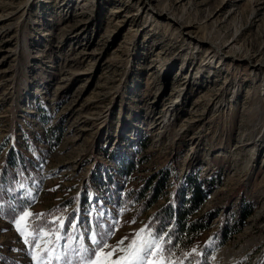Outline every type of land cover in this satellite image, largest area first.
Listing matches in <instances>:
<instances>
[{"label":"rangeland","instance_id":"obj_1","mask_svg":"<svg viewBox=\"0 0 264 264\" xmlns=\"http://www.w3.org/2000/svg\"><path fill=\"white\" fill-rule=\"evenodd\" d=\"M67 1L0 0V264H36L22 210L49 233L35 251L51 240V264H79L102 231L110 247L157 237L149 220L196 177L206 228L190 263L170 259L264 264V70L238 58L264 56V0ZM233 38L237 58L206 60Z\"/></svg>","mask_w":264,"mask_h":264},{"label":"snow or ice","instance_id":"obj_2","mask_svg":"<svg viewBox=\"0 0 264 264\" xmlns=\"http://www.w3.org/2000/svg\"><path fill=\"white\" fill-rule=\"evenodd\" d=\"M31 216V212L22 210L20 216L15 220L17 231L24 237L25 244H33L32 258L36 261V264H41L42 254L48 255V264H51L54 254V248L48 247L51 240L45 241L40 252L35 251V249L41 247L39 241L48 236L49 233L43 229L29 231L31 225L28 223L27 218ZM60 223L63 226V221H60ZM73 228H75V225H73ZM112 234L109 229L92 235L90 237L93 244L92 248H87L81 244L80 248L84 255L81 257L79 264H176L175 261L164 255L166 250L159 237H146L143 229L137 232L135 239H132L131 243L126 246H124V240H121L116 246L110 247L107 243V237ZM53 235L57 240L61 238L56 233H53ZM116 253H121V255L113 260L112 257ZM54 258L56 260L60 259L59 256Z\"/></svg>","mask_w":264,"mask_h":264},{"label":"trees","instance_id":"obj_3","mask_svg":"<svg viewBox=\"0 0 264 264\" xmlns=\"http://www.w3.org/2000/svg\"><path fill=\"white\" fill-rule=\"evenodd\" d=\"M9 176L8 181H6L7 183H9L11 178H14V174L10 173ZM187 185L188 189L192 191L191 196L187 199H181V203L178 208L175 203L177 199H180V195L179 198L177 196V198L170 204L164 206L156 212L153 218L149 220V225L153 230L154 235L159 237L162 241L163 247L166 250L164 253L166 257H175L177 262L184 259L190 263L191 260L184 255V251L189 249V246L196 237V233L198 234V232L201 229H205L206 226H204V223L201 221L190 220L189 216L201 206L206 198V194L200 188L197 177L194 178V181H189ZM182 196L183 195H181V198ZM156 197L157 196L152 199L147 198L145 200V196L142 195L138 198V201H142L144 208H148L156 201ZM241 214L240 216L243 220L249 213L242 207ZM221 236L222 237L219 238V245L225 244L229 239V235H225V233ZM200 255L194 259L202 256ZM194 256L196 255H193L192 257Z\"/></svg>","mask_w":264,"mask_h":264},{"label":"bare ground","instance_id":"obj_4","mask_svg":"<svg viewBox=\"0 0 264 264\" xmlns=\"http://www.w3.org/2000/svg\"><path fill=\"white\" fill-rule=\"evenodd\" d=\"M73 0H68L67 3H69V5L71 4ZM151 2V0H146V5H149ZM92 4V1H85V2H82L81 4H74L72 7H75L77 5V9H79V11L81 12H84L86 9H88L90 7V5ZM121 12L120 10L118 9H115L113 11V13H119ZM233 13L235 12V9H230V13ZM157 13L158 15H166V11H164L163 9H157ZM168 15V13H167ZM169 16V15H168ZM173 21L177 22L180 24L179 22V19H177L176 17H170ZM181 25V24H180ZM183 26V25H181ZM185 27V26H183ZM187 35L191 36V37H195L199 40V42H202V43H210V41L202 36H198L196 34H194L191 30H189L187 32ZM236 38H233L232 40H226L224 41L223 46H218L216 45V43H212L211 42V46L213 47V50H208L206 52V60L211 62L213 59H218V58H223V57H235L237 58L238 56H236L235 54H233L231 52V49L232 47H237L234 45V43H236ZM233 44V45H232ZM231 45V46H230ZM195 49H198L197 52H200V48L198 47V45H195ZM200 54V53H199ZM220 56V57H219ZM239 59H242V60H246V61H249L253 66H256L257 68L259 69H263L264 70V56H261V53H259V55L257 53H253V54H249L248 52L246 54H241L239 57ZM264 73V72H263ZM259 76V75H258ZM262 89L264 91V80L262 82ZM178 101L175 100L173 101L171 104H169L167 106V110H175L176 107L179 105V102L177 103ZM173 107V108H172ZM167 111V112H168ZM224 251H221V253H223ZM232 252L229 251L228 252V255H231Z\"/></svg>","mask_w":264,"mask_h":264}]
</instances>
